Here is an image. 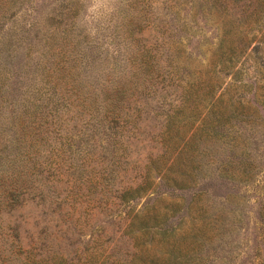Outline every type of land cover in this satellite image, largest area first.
Segmentation results:
<instances>
[{
	"label": "rangeland",
	"instance_id": "obj_1",
	"mask_svg": "<svg viewBox=\"0 0 264 264\" xmlns=\"http://www.w3.org/2000/svg\"><path fill=\"white\" fill-rule=\"evenodd\" d=\"M139 17L143 27L133 34L130 21ZM241 28L247 61L236 81V69L221 72L228 46L217 42L236 41L237 28L202 0H0V166L29 158L47 180L0 213V264H20L28 251L41 264H167L170 243L129 225L157 196L158 211L181 204L167 225L177 226L183 253L192 251L183 237L193 218L226 217L232 230L204 244L200 264H264V65L256 54L264 50V14ZM138 36L150 45L164 38L179 61L165 63L149 90L136 89L137 63L128 54ZM187 77L216 84L213 100L222 107L238 106L241 96L251 120L222 126L218 150L206 135L205 148L183 147L182 159L199 155L205 163L194 187L160 184L157 194L123 196L162 153L165 119ZM205 91L202 115L211 107ZM114 105L116 118H106Z\"/></svg>",
	"mask_w": 264,
	"mask_h": 264
},
{
	"label": "trees",
	"instance_id": "obj_2",
	"mask_svg": "<svg viewBox=\"0 0 264 264\" xmlns=\"http://www.w3.org/2000/svg\"><path fill=\"white\" fill-rule=\"evenodd\" d=\"M202 3L208 7V10H217L222 12L223 16L230 17L232 26L237 28V31L234 32L237 38L236 41L226 44L224 43V39L221 38L217 42V45L220 50L228 46L222 52L224 59L221 62V72L224 73L223 76L225 73H231L236 69L233 72V78L236 81H243V72L246 69L245 64L247 61V46L243 42L244 29H239V27L249 17L264 14V0H202ZM140 16H143V14ZM141 18L139 17L138 19H132L130 21V26H132V30L134 31L133 34L139 32L141 27H143L141 25ZM236 21L243 22L235 23ZM127 22L129 21L127 20ZM259 24L260 20H257L256 26L260 27ZM146 40L143 36L136 37V43L128 53L130 60L137 63L135 86L139 91L155 88L156 79L166 72H160L162 67L164 68L165 63L171 65L179 63L176 52L171 51L169 48L166 50V46L163 45L165 43L164 38L161 43L157 42L153 45L144 42ZM263 52L264 50L260 52L257 50L256 54L258 62L264 65V57L261 56ZM178 87L181 88L182 98L177 109L167 113L164 124L165 131L161 137L163 145L162 153L149 159V162L145 166V173L142 175L141 182L136 187L127 190L123 196H129V198L141 197L148 190H151L153 194H157L159 193L157 187L160 184L181 190L194 187L198 182L199 176L196 170H199L204 175L205 163L199 155L182 159L180 155L184 152L183 147L187 145L194 150L205 148L204 144L206 140L203 139V136L206 135L214 143V148L218 150L217 143L220 145L223 143V135L218 132L222 126L228 125L227 123L233 119L240 120L243 123L251 120L248 119V112L246 115L243 114L246 110L241 96L237 100L239 103L238 106H234V103H232L222 107L217 101L213 100L216 84H211L210 87L209 85L206 86L208 88L207 92L212 94V99L210 100L211 107L209 112L205 115L201 114L199 106L202 103V98L205 97L206 87H202L193 82L190 77L185 78L182 83H178ZM114 90L116 91V89ZM116 112L117 106L114 105L108 107L104 111V115L106 118L108 116L116 118ZM47 130L48 127L46 126L45 129L41 128L40 131L45 133ZM34 133L36 135L35 130ZM25 161L26 164L20 163L15 166L13 162H7L5 167L2 168L0 166V213L3 209L12 210L11 207L24 194L21 190L25 192L32 187L34 188L38 180L47 181L45 176L38 175L40 173L36 164L31 165L29 158H26ZM181 164L183 165V167H180L182 168L181 171H177ZM237 178L241 181L249 180V177L246 175H240ZM202 194V191L196 192L192 199L188 201L186 208H189L191 202L201 197ZM158 197L153 200V206L147 207V210H144L145 207L137 210L129 225L137 228L144 235H149L151 239L158 236L160 240H165L170 243L173 247L170 250L172 258L167 264H187L188 262L200 264L204 244L211 239L222 238L226 236L228 231L232 230L231 225H228L226 217L222 221H219L220 218L217 217L211 219L202 217L200 224L197 223L196 218H193L191 228L183 237L189 239L192 251L188 250V252L183 253L181 246L176 245L177 226L169 227L167 225L170 213L178 210L181 204L172 202L168 210L161 212L157 210L155 205ZM180 218L178 225L184 220V215ZM172 242L174 244H171ZM18 246L20 248L18 253H20L22 247L21 245ZM28 252L30 256L22 259L20 264H30V259H33L31 264H41L44 260L38 259L37 261V254L34 251ZM47 258H49V255H47ZM113 264H117V262Z\"/></svg>",
	"mask_w": 264,
	"mask_h": 264
}]
</instances>
